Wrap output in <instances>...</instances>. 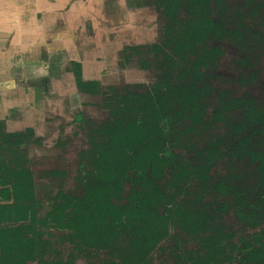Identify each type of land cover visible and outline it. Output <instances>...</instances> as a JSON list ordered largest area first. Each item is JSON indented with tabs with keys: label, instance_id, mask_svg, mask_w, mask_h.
<instances>
[{
	"label": "trees",
	"instance_id": "obj_1",
	"mask_svg": "<svg viewBox=\"0 0 264 264\" xmlns=\"http://www.w3.org/2000/svg\"><path fill=\"white\" fill-rule=\"evenodd\" d=\"M151 1L157 78L81 117L80 193L40 197L41 139L0 119V264H264V0Z\"/></svg>",
	"mask_w": 264,
	"mask_h": 264
},
{
	"label": "rangeland",
	"instance_id": "obj_2",
	"mask_svg": "<svg viewBox=\"0 0 264 264\" xmlns=\"http://www.w3.org/2000/svg\"><path fill=\"white\" fill-rule=\"evenodd\" d=\"M133 1L135 2L138 0ZM125 2H123L122 7L120 3L117 4L119 7H115V4H112V8L114 9L112 12L118 16L122 15V11L127 13V9H125L127 8V4ZM95 4L92 6V9L89 10L87 16L83 17L81 14H78L77 17H74L77 20L75 28L78 30L77 32L79 35L74 36L72 40L70 39L71 41L68 40L69 45L72 46L70 50H72L73 53H69L64 49V39L59 30L57 35L58 38L56 40L54 39V43L59 45V49H57L59 50V54L57 55L60 56L58 69L54 68V71L52 69V73L49 74L48 69L50 70L51 68L47 67V61H50L52 65L53 58L51 57L49 60H41L42 63L37 62L31 67H26L25 73L13 74L17 76L19 85L22 84V92L17 95L16 100L12 103L8 101V105H5L3 109L0 106V116L6 119L7 130H24L27 126H32L36 129L35 137H42V144H32L29 149L32 157L34 158L35 156L38 158L32 162L36 175H43L51 168L64 173L58 176L49 175L48 177L39 176L37 178L39 196L44 198L54 195L56 191L62 188L79 193L81 192L79 182L76 179V175L79 171L78 161L80 159L78 149L83 145V142H85L86 131L81 129V123L76 121L75 118L81 112L85 113L84 115L81 113L83 116L96 121H101L108 115V111L99 107V103L102 101V96H100V94H87L83 99L79 100L80 97L73 73L68 71V67H66L69 59L83 58V69L86 76L90 75L92 69L101 70V72L107 68L110 69L111 72H106V76H104L107 77L105 80L107 83L115 84L117 87L129 82H138L145 79L152 80L153 77L151 74H146V70L142 69L137 62H130L126 67L120 66L123 60L116 52L112 55L108 54V57L107 55L105 56L104 51H100V53L97 51V53H99L98 56L97 54L93 56L95 53L89 55L88 52L87 55L83 52L78 54V47L74 52L73 44L75 39L78 38L83 43L87 42V39H89L87 35L94 32L92 29V21L95 22L96 25L99 14L102 11H98L99 7L97 6L101 7L103 4L108 3L103 0H98ZM144 4H150V0L149 2L145 0ZM115 10L118 11L115 12ZM134 13L137 14L139 23L131 30L132 32H119L117 38L123 41L122 39L124 36H132V39L138 43L154 40L160 32L158 11L153 7H143L135 9ZM118 21H123V17ZM60 26L62 27L63 25ZM95 43L97 44L96 50H98L101 45L103 46L101 42L96 41ZM228 54L233 55V52L229 51ZM227 62L229 65V58L224 60V63ZM98 63L100 66H98ZM49 75V79L45 82L44 78ZM1 79L7 81V78L4 74H0V96H3L9 90L4 89L5 86L3 87V81ZM33 80L35 81L33 82ZM8 83L7 81L6 84ZM35 86L41 90V97H39L40 92L36 89V93L33 88ZM238 89L242 92L247 89L251 92L255 91L252 87L244 86H239ZM259 89L260 86H257L256 90L258 91ZM19 90L18 88L17 91ZM67 136L69 138L67 146L58 145L57 141L65 142V140L67 141ZM192 245L190 244V246ZM163 258L162 260L160 259V263L167 264L164 263L168 262V259H166L168 258L167 252L163 253ZM78 264L93 263L82 258L78 260Z\"/></svg>",
	"mask_w": 264,
	"mask_h": 264
},
{
	"label": "crops",
	"instance_id": "obj_3",
	"mask_svg": "<svg viewBox=\"0 0 264 264\" xmlns=\"http://www.w3.org/2000/svg\"><path fill=\"white\" fill-rule=\"evenodd\" d=\"M92 3L93 0H0V74H4L9 82L6 84L7 81L1 79L4 89L9 90L0 96L2 109L22 92V84L19 85L13 74L25 73L26 67L58 56L59 45L54 39L58 38L59 30L64 49L73 53L68 40L78 33L74 17L78 14L87 16ZM73 46L75 52L77 46ZM47 63V67L55 64Z\"/></svg>",
	"mask_w": 264,
	"mask_h": 264
},
{
	"label": "flooded vegetation",
	"instance_id": "obj_4",
	"mask_svg": "<svg viewBox=\"0 0 264 264\" xmlns=\"http://www.w3.org/2000/svg\"><path fill=\"white\" fill-rule=\"evenodd\" d=\"M105 1L106 3L108 4H103L101 7L100 6H97L99 7V10H102L99 14V17H98V21L96 22V25H95V22L92 21V29L94 32H92L91 34H88L87 36L89 37V39H87V42H81L78 38L75 39V42L74 44H76V46L78 47L79 49V52H83V53H86L87 55V52L89 55H94L93 56H97L99 55L100 51H104L105 53V56L107 55L108 57V54H113V53H118L119 56H121V59L123 60L121 65L122 67H126L130 62H137L139 64V66L146 70V74H151L153 77H152V80H143V81H138V82H132V83H125V85H121L119 87L115 86V84H110V83H107L106 82V78L107 77H104L106 76V72H111L110 69H105V70H95V69H92L90 75H85L84 74V69H83V58H80V59H77V58H71L69 59V62L67 64L66 67H68V71L72 72L73 73V77H74V80H75V83H76V86L78 88V93H79V100L83 99L85 95L87 94H100V96H102V101L99 103L100 106L102 109L108 111V115L110 114L109 112V107H107L105 105V100H104V94H103V90L104 89H112V91H119V92H123L125 91L127 88H131V87H134V86H139L141 83H151V82H154L157 78V71L151 67H149V62H150V59H149V56H148V53L146 52V46L148 44H153L155 43L158 38L160 37L161 35V32H162V25H163V20L161 18V12L160 10L157 8V6L150 0V4H144L145 0H138V1H133V0H103ZM122 1V2H120ZM149 2V0H146ZM123 2H125L127 4V13L125 12H121L122 15H116L112 12V10L114 11V9L112 8V4H115V7H119L117 6L118 3L121 4V7L123 5ZM92 4H95V1L93 0V3ZM96 5V4H95ZM128 7H129V10H128ZM143 7H153L155 8L157 11H158V23L160 25V32L158 33L157 37L152 40V41H148V42H145V43H138V42H135V40L132 39V36H129V37H126L124 36V38L122 39L123 41L119 40L117 38V36L119 35L118 33L121 32V31H124L125 33L128 32H132L131 30L136 26L138 22V17H137V14L134 13L135 9H140V8H143ZM118 11V10H115V12ZM88 13V12H87ZM111 15V16H110ZM123 17V21H118L120 20V18ZM62 25V24H61ZM103 31H104V36H103ZM79 35L78 33L75 34L74 36H77ZM86 35V34H84ZM73 36V37H74ZM96 41L98 42H101L103 44V46L101 45L98 50H96V47H97V44L95 43ZM133 46H136L138 49H135L133 48ZM139 50H142L141 52H139ZM97 51H99V53H97ZM121 54V55H120ZM59 55L54 57L53 58V64L55 67L53 66H49L51 69L49 70L48 69V72L49 74L52 73L51 70L53 69L54 71V68L58 69L59 67ZM98 66H100V64L98 63ZM76 70H79L81 73H82V80L85 81V82H92L89 84V86H94V87H99L100 89V92L99 93H87V92H84L81 87L78 85V81H77V76L75 74ZM100 71V72H99ZM50 77L47 76L44 78L45 82L46 80H48ZM35 80H33L34 82ZM35 84V83H34ZM132 85V86H131ZM134 85V86H133ZM88 87V85H87ZM36 91V89L40 92L39 94V97H41V90L38 88V87H33ZM41 88V87H40ZM26 89V88H25ZM37 93V91H36ZM83 111V110H82ZM83 115L85 114L84 112H81ZM80 113V114H81ZM79 114V115H80ZM80 115V118L76 119V121H78L79 123H81V117H85L83 115ZM107 115V116H108ZM78 116V115H77ZM107 116L102 119L101 121L105 120L107 118ZM0 119L3 120V121H6L5 118H2L0 116ZM6 123V122H5ZM27 127H31L33 128L32 126H27ZM26 127V128H27ZM80 127L81 129H83L82 125L80 124ZM34 129V133H35V128ZM84 130V129H83ZM9 131H12V130H9ZM14 131H17V130H14ZM86 131V130H85ZM85 142L87 143V135H85ZM35 137V135H34ZM35 138H40L41 141L39 143H30L29 146H28V149H30V146H32V144L34 145H40L42 144L43 142V139L41 136L39 137H35ZM68 141H69V138L67 136V141L65 140V142L63 141H57L58 145H62V146H67L68 144ZM85 142H83V145L79 147L78 151L80 152L81 149L85 146H87L85 144ZM56 143V144H57ZM262 148V147H261ZM29 154H30V150H29ZM30 157L32 158L31 160V167L34 169V167L32 166V162H34L35 160H37L38 158H36L34 156V158L32 157V155L30 154ZM79 158H80V154H79ZM56 171L57 174L56 176H58L59 174H64L63 172H60L59 170H56L54 168H51L50 170H47L45 172V174H41L39 176L41 177H48L49 174L48 172L49 171ZM247 170H251V166L249 165L247 167ZM35 171V170H34ZM53 175V174H51ZM55 175V174H54ZM36 175V172H35V183H36V188H37V192H38V195L39 194V188H38V180L37 178L39 177ZM42 197V196H40ZM261 228V227H259ZM251 231V230H250ZM241 232V231H239Z\"/></svg>",
	"mask_w": 264,
	"mask_h": 264
}]
</instances>
